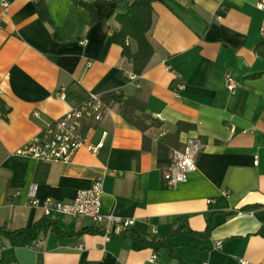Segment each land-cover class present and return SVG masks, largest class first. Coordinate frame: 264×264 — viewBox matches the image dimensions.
Masks as SVG:
<instances>
[{
	"label": "crops",
	"instance_id": "obj_1",
	"mask_svg": "<svg viewBox=\"0 0 264 264\" xmlns=\"http://www.w3.org/2000/svg\"><path fill=\"white\" fill-rule=\"evenodd\" d=\"M7 1L5 13L0 0V228L17 231L45 218L29 206L33 185L40 200L69 203L97 179L104 182L103 213L132 221V231L167 237L177 224L184 227L171 240L172 258L169 250L120 237L122 231L109 241L104 234L77 236L93 225L89 219L57 217L48 220L62 238L48 232L23 248L0 235V264H264L260 0H151L154 53L141 74L114 42L116 15L133 0H45L60 40L36 0ZM84 4L94 9V23ZM128 43L136 52V42ZM229 77L239 84L234 94ZM114 93L144 103L153 126L141 131L111 102L101 123L83 127L89 145L103 142L97 153L84 147L69 163L16 154L92 96L104 101ZM189 138L205 145L197 169L169 186L159 148L170 159Z\"/></svg>",
	"mask_w": 264,
	"mask_h": 264
},
{
	"label": "built area",
	"instance_id": "obj_2",
	"mask_svg": "<svg viewBox=\"0 0 264 264\" xmlns=\"http://www.w3.org/2000/svg\"><path fill=\"white\" fill-rule=\"evenodd\" d=\"M1 6L6 13L10 4L7 0H1ZM257 8L264 12V0L258 2ZM238 87L239 84L234 79L230 77L227 79V89L230 93L234 94ZM59 96L63 99L64 93H60ZM109 109V105L99 95H94L87 102L49 125L38 136L17 150L16 154L46 163H69L84 147L97 153L103 147V142L96 146L89 145L83 127L85 123H101ZM106 136L105 134L104 138ZM204 147V143L199 138H189L182 150H173L170 166L164 174L165 183L176 187L185 182L188 175L196 171L197 159ZM103 195L104 182L102 179H97L90 189L79 191L76 198L69 203L51 198L40 200L37 197V186L33 185L29 191V206L40 208L44 217L50 220L57 217L69 219L85 217L93 225L102 229L106 241H109L113 234L131 228L133 222L105 215L102 210ZM156 258L154 255L152 261H155ZM242 264L247 263L243 261Z\"/></svg>",
	"mask_w": 264,
	"mask_h": 264
},
{
	"label": "trees",
	"instance_id": "obj_3",
	"mask_svg": "<svg viewBox=\"0 0 264 264\" xmlns=\"http://www.w3.org/2000/svg\"><path fill=\"white\" fill-rule=\"evenodd\" d=\"M80 4V3H77ZM83 4V3H82ZM36 6L38 13L43 22L47 23L54 28V34L57 39L60 40L58 29L55 28L53 20L50 17L45 0H36ZM88 7L91 14L90 22L94 23L96 15L94 9L90 5L84 4ZM153 5L151 0H133L132 3L127 7L125 13H118L116 15V21L121 26L120 31L116 34L114 42L122 48V56L131 61L134 66L136 74H141L151 60L154 49L149 41L148 34L153 27ZM134 40L137 44V51L133 52L128 40ZM114 85H110L113 87ZM104 101L107 105L111 102L119 103L121 116L133 126L139 128L141 131L146 132L154 123L148 124L151 119L146 114V106L144 103L137 101L132 98H126L123 93L107 94L104 96ZM2 111L5 112L4 106L2 105ZM136 112H140L141 116H137ZM181 126L177 133L180 132ZM162 147L159 148L158 163L163 168L170 166L171 158L168 159V155ZM246 208H243L244 211ZM241 210V211H242ZM176 226V225H175ZM184 227L181 224L173 227L171 233L167 236L159 235H140L130 228L122 230L119 234L124 239H131L138 242L142 248L152 249L155 252L163 250H169L170 256L176 258L174 252V246L171 242L172 238L175 237L180 230ZM211 231L209 225L202 236H208ZM48 232H54L58 238H62L66 234L63 233L56 225L46 218L34 223L33 225L17 231H7L0 228V235L7 237L14 247H29L34 242L40 239V237ZM86 234L103 235L104 231L95 225L81 229L75 233L77 236H83ZM74 235V234H70Z\"/></svg>",
	"mask_w": 264,
	"mask_h": 264
}]
</instances>
